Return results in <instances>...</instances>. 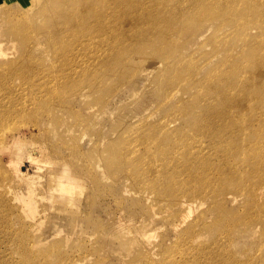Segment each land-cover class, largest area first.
Instances as JSON below:
<instances>
[{"label": "bare ground", "instance_id": "bare-ground-1", "mask_svg": "<svg viewBox=\"0 0 264 264\" xmlns=\"http://www.w3.org/2000/svg\"><path fill=\"white\" fill-rule=\"evenodd\" d=\"M8 1L0 4L5 37L26 44L36 34L54 48L68 39L87 47L100 44L103 68L136 81L152 79L162 93L157 104L162 118L155 119L154 110L144 111L107 146L109 167L116 165L130 175L123 188L132 202L126 210L149 204L140 218L131 214L126 229L135 235L128 245L150 241L158 231L151 220L158 216L156 208L160 212L155 218L168 223L176 235L171 246L161 247L160 256L140 251L135 259L147 264H264V0H32L34 6L28 9ZM112 14L122 26L127 20L133 33L118 34L109 22V27H97ZM208 33L206 42H213L215 53L202 61L190 53V45ZM114 52L105 64L107 54ZM27 53L0 65V125L6 131L11 109L23 110L27 102L12 98L6 106L1 93L10 89L11 94L18 76L27 82L36 69L39 60L31 63ZM7 55L0 50L1 58ZM69 57L66 62L78 65L72 54ZM92 58L87 64L94 63ZM50 69L57 73L64 66ZM91 76L88 70L83 73L84 80ZM93 79L92 90L106 83L107 74ZM133 91L130 102L143 95L139 87ZM41 113L35 115V129L66 124L62 115L52 112L46 118L48 114ZM66 113L81 120L72 107ZM5 195L13 200L8 191ZM230 205H241L242 214ZM25 207L31 211L32 202ZM118 225L124 229L122 221ZM243 237L252 249L239 245ZM156 249L157 244L151 251Z\"/></svg>", "mask_w": 264, "mask_h": 264}, {"label": "rangeland", "instance_id": "rangeland-1", "mask_svg": "<svg viewBox=\"0 0 264 264\" xmlns=\"http://www.w3.org/2000/svg\"><path fill=\"white\" fill-rule=\"evenodd\" d=\"M2 1L7 0H0V4ZM11 1L15 6L20 5V9L34 6L32 0L8 2ZM37 12L36 9L32 16ZM134 16L137 15L134 13ZM118 20L117 15L106 16L97 27H109V22L118 34L133 33L127 20L123 26ZM2 24L0 22V50L8 55L0 57V65L7 63L8 58L14 60L22 56V52H28L26 57L31 63L36 65L35 60L39 63L36 69H32L38 76L31 72L27 75V82L18 76L11 94L10 89L1 93L4 97L2 103L6 106L13 103L12 98H24L27 103L23 110L11 109L10 129L6 131L0 125V133H3V142H0V264H56L62 259L70 260L71 264H147L135 259L140 251L160 256L161 247L171 246L176 235L168 223L160 217L155 218L160 212L156 208L158 216H151L152 219L148 218V213H142L145 220L154 218L152 227L158 231L152 232L153 238L145 242L139 239V245H128L135 235L126 229L131 224V214L135 212L140 218L141 211L146 212L149 204L142 202L134 205L136 208L126 210L131 208L132 202L128 194H123V188L130 175L119 172L116 165L111 169L107 152L109 143L137 115L154 110L157 112L155 119L164 116L157 107L158 99L162 98L160 90L152 84V79L136 81L133 77H122L119 71L103 68L100 60L104 51L100 44L87 47L82 41L68 39L54 48L47 38L36 34L28 43L20 44L15 38L4 36ZM102 33L101 30L99 34ZM210 34L200 40L205 47L199 48L200 42L190 45L193 46L190 53L202 61L215 53L213 42H206ZM71 54L78 65L66 62V57ZM91 56L94 63L87 64ZM114 56L115 52L108 53L105 64ZM59 63L64 70L53 73L50 68ZM88 65L94 68L89 69ZM85 70L92 74L88 80L83 79ZM104 73L107 74L106 83L101 87L95 85L93 91V78ZM137 87L143 89V95L136 102H130L133 89ZM70 107L81 116V120L66 113ZM41 112L48 114L46 118L52 112L53 115H62L67 125L55 123L35 129L33 124L39 122L34 120L35 115H43ZM32 156L36 161L31 160ZM64 172L71 179H66ZM6 191L13 200L5 195ZM27 201L32 202L31 211L25 207ZM240 207L230 205L229 209L242 214ZM28 214H32L31 218L35 217V220L28 218ZM119 221L124 223V229L118 225ZM247 239L243 237L239 245L250 249V240ZM155 244L157 249L151 251Z\"/></svg>", "mask_w": 264, "mask_h": 264}]
</instances>
